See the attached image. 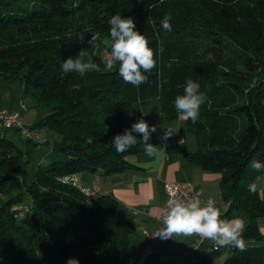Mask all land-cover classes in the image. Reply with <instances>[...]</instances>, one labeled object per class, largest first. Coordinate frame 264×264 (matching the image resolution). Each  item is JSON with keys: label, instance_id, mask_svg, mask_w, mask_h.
I'll return each mask as SVG.
<instances>
[{"label": "trees", "instance_id": "1", "mask_svg": "<svg viewBox=\"0 0 264 264\" xmlns=\"http://www.w3.org/2000/svg\"><path fill=\"white\" fill-rule=\"evenodd\" d=\"M117 14L131 17L156 53V67L143 73L148 81L139 87L125 83L118 62L111 72L65 73L63 61L86 51L91 33L110 39L109 20ZM165 15L172 18L171 32L160 26ZM189 78L207 100L195 123L184 120L196 141L187 158L220 175V195L228 202L221 218L242 210L245 243L261 242L244 251L234 248L220 264H264V233L257 223L264 218V199L249 191L264 171L250 163L264 161V0H0V79L18 82L32 98L30 107L48 110L26 127L57 136L39 141L1 126L0 186L17 180L20 192L0 202V264H67L70 258L79 264H138L130 245L133 215L112 195L88 196L61 179L133 168L128 156L144 151L138 134L133 133L137 144L124 153L112 145L136 123L129 122L127 109L157 98L164 118L175 120L173 101L184 94ZM100 113L123 127L107 129L98 121ZM11 130L20 144L6 136ZM40 144L51 150L29 181L30 145ZM17 205L23 206L22 216ZM212 249L191 264H209L218 255ZM143 264L160 263L154 253Z\"/></svg>", "mask_w": 264, "mask_h": 264}, {"label": "crops", "instance_id": "2", "mask_svg": "<svg viewBox=\"0 0 264 264\" xmlns=\"http://www.w3.org/2000/svg\"><path fill=\"white\" fill-rule=\"evenodd\" d=\"M29 102L31 105L32 101ZM5 106L20 113V107L16 108L11 104ZM44 110L42 116L48 113L47 109ZM143 115L148 121H156L152 125H160L157 132L152 133L150 143H155L154 139L157 135L163 136V128H171L176 133L173 136L182 137L183 143L166 145L152 157H149L145 151L131 154L128 156V160L133 164V168L123 172L106 176L89 171L76 174L78 186L88 191L91 196L110 194L121 203L126 212L133 215L136 228L130 235V245L136 254H140L146 246L145 233L155 235L163 227L161 217L165 205L164 183L166 181L190 182L197 192L202 193L201 196L204 199L215 201L221 214L225 213L228 208V202L223 201L220 195V175L202 170L200 166L187 158V153L196 149V141L194 135L186 130L184 120L165 119L160 111L157 98L139 101L127 109L129 122H137ZM42 116L33 118L30 120V124L23 125L31 126ZM138 136L141 140V135L138 134ZM36 138L39 141H44L56 139L57 136L52 131L41 129L36 131ZM251 184L256 185L258 195L264 199V171L255 176ZM234 218L243 219L245 226L247 218L242 210H233L228 220ZM257 223L261 232L264 233V218L258 219ZM192 241V235H176L172 241L161 245L156 250L155 254L159 263L191 264L213 251L211 243L206 241L194 252L184 254V250L191 245ZM245 244L258 245L261 242L248 241ZM234 248L233 246H219L218 255L209 264H220Z\"/></svg>", "mask_w": 264, "mask_h": 264}, {"label": "clouds", "instance_id": "3", "mask_svg": "<svg viewBox=\"0 0 264 264\" xmlns=\"http://www.w3.org/2000/svg\"><path fill=\"white\" fill-rule=\"evenodd\" d=\"M171 17L165 15L160 26L163 30L171 32ZM109 36L111 40L110 52L104 57V67L95 62V48L99 40V33L93 32L87 40V45L92 49L91 53L79 50L75 58L69 57L62 63V70L65 73H78L84 75L88 72H111L119 63L118 74L125 83L139 87L148 81V76L143 73L150 72L157 65L156 53L149 46V40L144 34L135 30V23L131 17L125 18L120 14L114 15L109 20ZM83 42L85 37L80 38ZM159 51L162 53L163 48ZM88 59L85 60V56ZM207 100V96L200 90V84L189 78L185 82L184 94L178 95L173 101L178 118L196 122L202 104ZM160 125L150 126L143 118L134 123L130 129H125L123 134L116 135L112 139V145L117 153H124L129 148L137 144V138L133 133L140 134V142L144 145V151L149 157L158 154L160 148L166 145L156 146L150 143L152 133L157 132ZM171 128H163L164 141L175 135ZM251 167L256 171L264 170V161L253 158ZM249 191L255 192L256 185L250 184ZM197 192L189 200L180 199L175 193L167 202V208L163 212V227L160 228L155 236L162 239L174 237L176 235H198L202 239L211 240L217 246H233L240 251L246 249L245 240L242 237L244 221L241 218L231 220L222 219L219 208L215 206L212 199L202 202ZM67 264H79L75 258H70Z\"/></svg>", "mask_w": 264, "mask_h": 264}, {"label": "rangeland", "instance_id": "4", "mask_svg": "<svg viewBox=\"0 0 264 264\" xmlns=\"http://www.w3.org/2000/svg\"><path fill=\"white\" fill-rule=\"evenodd\" d=\"M111 45V40L106 37H99L97 47L95 48V56L92 57V59L100 64L101 69H103L104 64L100 62V53L103 49L109 48ZM86 52L91 53L92 49L88 48ZM88 59V56H85V60ZM114 70V69H113ZM112 70V71H113ZM104 72V71H100ZM32 101V98L28 95H24L23 89L21 85L18 82H6L2 79H0V106L13 105V107H20V110L18 113L21 117L22 124H30V120H33V118H39L38 116H42V114L45 112L44 108H35L30 107V102ZM9 109V108H8ZM10 110V109H9ZM13 111V110H12ZM15 112V111H14ZM98 121L103 124L107 129H121L123 127L122 124L112 115L108 113H100L98 116ZM2 127L0 125V136L2 135ZM15 133L13 130L6 133V136L9 138H12L15 142L21 143L20 138L18 135H14ZM139 137V136H138ZM51 150V146L49 144H40L38 146L30 145V151H31V160L29 164L27 165V177L28 180H32L34 176V172L36 169V166L38 163L42 161H46L48 159V154ZM10 185H12V190H6ZM20 192V187L17 182V180H13L12 183H8L5 185L0 186V202H3L10 196L11 194H16ZM24 204L30 205L31 204V198L28 195H25L24 197ZM26 217L27 213L25 212Z\"/></svg>", "mask_w": 264, "mask_h": 264}, {"label": "built area", "instance_id": "5", "mask_svg": "<svg viewBox=\"0 0 264 264\" xmlns=\"http://www.w3.org/2000/svg\"><path fill=\"white\" fill-rule=\"evenodd\" d=\"M109 52H110V49H105L101 52V54H100V62L101 63H103L104 57ZM142 118L149 125L156 123V121H148L144 117V115L142 116ZM0 125L4 128H18L21 135L25 138H31L32 139V138L36 137V133L29 130V128H27L26 126H24L22 124L21 117L17 112L11 111L4 106H0ZM161 137H162V135H157L155 137L154 145H156V146H159V145H178V144L183 143V138L179 137V136H172L167 141H164ZM61 180L65 183H71L74 186H78L77 177L75 174L66 175V176L62 177ZM81 191H83L86 195L91 196V194L88 191H86L85 189L81 188ZM164 191H165V205L163 208V212L166 210L167 202L171 198V195L173 193H175L178 198L184 199V200L191 199L197 193L194 186L190 182H180V181H175V180L166 181L164 183ZM200 199L202 202L207 201L202 196H200ZM215 206L218 208V206L216 204H215ZM22 209H23V206H21V205L15 206V210H17V216H22V212H23ZM163 212H162V215H163ZM145 235L147 238V243H146L144 250L138 255V264H143L144 260L148 256L154 254L156 252V250L158 249V247H160L161 245H163L169 241H172L175 238V236H174V237H170L167 239H162V238L155 236V235H152L150 233H145ZM192 236H193V241H192L191 245L186 250H184V252H183L184 254H190V253L194 252L199 246H201L206 241L211 243L212 248H214L216 250H218V248H219V246H217L211 240L202 239L198 235H192Z\"/></svg>", "mask_w": 264, "mask_h": 264}]
</instances>
